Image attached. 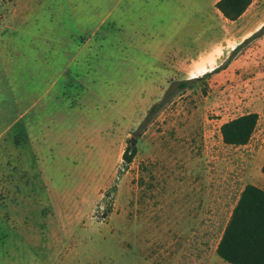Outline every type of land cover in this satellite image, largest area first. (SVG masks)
I'll return each mask as SVG.
<instances>
[{
  "label": "rangeland",
  "instance_id": "1",
  "mask_svg": "<svg viewBox=\"0 0 264 264\" xmlns=\"http://www.w3.org/2000/svg\"><path fill=\"white\" fill-rule=\"evenodd\" d=\"M32 1L23 22L29 9L0 0V259L228 264L214 249L231 211L245 185L264 188V35L140 127L205 75L200 53L217 45V67L247 39L236 32L258 31L264 0L235 23L217 0L207 13L205 0ZM250 112V143L225 145L222 125Z\"/></svg>",
  "mask_w": 264,
  "mask_h": 264
},
{
  "label": "trees",
  "instance_id": "2",
  "mask_svg": "<svg viewBox=\"0 0 264 264\" xmlns=\"http://www.w3.org/2000/svg\"><path fill=\"white\" fill-rule=\"evenodd\" d=\"M254 2L255 0H220L216 4V9L224 19L236 22ZM263 35L264 26L233 49L230 57L213 71L206 73L201 78L181 81L171 86L165 93L163 100L151 107L140 129L151 124L156 115L178 93L191 88L204 78L226 69L245 46ZM258 126L259 115L257 113L250 112L234 118L221 127L223 143L234 148L247 146L253 139ZM137 152L138 149L135 146L126 149L123 155L125 167L133 162ZM262 173L264 174V165ZM115 190L116 187L111 192ZM111 192L107 194L108 197L111 196ZM216 253L224 262L229 264H264V189L253 184L244 186L223 231Z\"/></svg>",
  "mask_w": 264,
  "mask_h": 264
},
{
  "label": "crops",
  "instance_id": "3",
  "mask_svg": "<svg viewBox=\"0 0 264 264\" xmlns=\"http://www.w3.org/2000/svg\"><path fill=\"white\" fill-rule=\"evenodd\" d=\"M206 1V4H205V12L207 13V11L209 10L208 8H211V6H213L215 9H216V4H217V2H219L220 0H217V1H215L211 6H209L208 7V3H209V1H211V0H205ZM258 0H255V2L253 3V5L257 2ZM140 2H141V5H143L144 4V0H140ZM14 3H17V4H20V6H22V8L24 9V11H26V10H28L27 12H26V14L24 15V16H22V18H20L19 19V21H27V19L31 16V15H33V13H35L37 10H39L41 7H42V4H36L34 1H32V0H14ZM252 5V6H253ZM251 6V7H252ZM250 7V8H251ZM249 8V9H250ZM143 9V7L141 6H138V17H140V13L143 11L142 10ZM216 11L219 13V11L216 9ZM14 14V13H13ZM220 14V13H219ZM246 14V13H245ZM244 14V15H245ZM221 15V14H220ZM243 15V16H244ZM222 16V15H221ZM242 16V17H243ZM241 17V18H242ZM240 18V19H241ZM239 19V20H240ZM226 20V19H225ZM238 20V21H239ZM226 21H228V20H226ZM228 22H230V21H228ZM237 22V21H236ZM258 19L257 20H255L254 22H252L249 26H247V27H245L243 30H240V31H238V32H236V34H235V37H238V35H241V37H243V40H245L246 38H248V37H250L251 36V34H250V32L251 31H253V29H254V27H255V25H258ZM231 23H235V22H231ZM262 26H264V23L259 27H257V28H261ZM258 29V30H259ZM255 30V29H254ZM237 39V38H236ZM243 42V41H242ZM239 44H241V43H239ZM216 47H217V45H212L209 49H207V50H205L204 52H202V53H200L197 57L198 58H200L202 55H206V56H203L202 58H204V60H203V62L202 63H200V64H197L195 67H193V70L195 71V72H197V74H206L207 72H210V71H212V70H214L215 69V67H216V65L218 64V60H219V58H220V56H221V52H220V54H219V56L216 58V57H212V56H214L217 52V50H215L216 49ZM143 48V47H142ZM160 52H163L162 50H159V52H158V54L160 53ZM196 57V58H197ZM201 58V59H202ZM193 78H195V77H193ZM253 185H255V186H258V187H260V188H262V189H264L263 187H261V186H259V185H256V184H253ZM237 203V202H236ZM236 205V204H235ZM231 214H232V211H231ZM231 214H230V217H231ZM230 217H229V219H230ZM229 219H228V221H229ZM228 221H227V223H228ZM227 225V224H226ZM226 227V226H225ZM225 229V228H224ZM224 231V230H223ZM222 234H223V232H222ZM222 234H221V236H220V238H219V240H218V242H217V244H216V246H215V253H216V250H217V246H218V244H219V242H220V239H221V237H222ZM217 254V253H216ZM218 256V255H217ZM222 260V259H221ZM223 261V260H222ZM0 264H38V263H34V262H31V261H16L15 260V256H13L12 257V259L10 260L9 258H7L6 260H2V258L0 259ZM229 264V263H228Z\"/></svg>",
  "mask_w": 264,
  "mask_h": 264
}]
</instances>
